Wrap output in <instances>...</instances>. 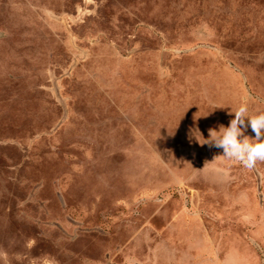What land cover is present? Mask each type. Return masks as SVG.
Returning a JSON list of instances; mask_svg holds the SVG:
<instances>
[{
  "label": "rangeland",
  "instance_id": "1",
  "mask_svg": "<svg viewBox=\"0 0 264 264\" xmlns=\"http://www.w3.org/2000/svg\"><path fill=\"white\" fill-rule=\"evenodd\" d=\"M242 102L264 0H0V264H264V161L195 138Z\"/></svg>",
  "mask_w": 264,
  "mask_h": 264
},
{
  "label": "clouds",
  "instance_id": "2",
  "mask_svg": "<svg viewBox=\"0 0 264 264\" xmlns=\"http://www.w3.org/2000/svg\"><path fill=\"white\" fill-rule=\"evenodd\" d=\"M234 116L227 126L221 125L218 130L209 129V136L200 144L209 148L222 150V155L230 161L239 163L246 169H254L258 162L264 161V112L249 114L247 102L236 108ZM250 127L254 137L245 135Z\"/></svg>",
  "mask_w": 264,
  "mask_h": 264
}]
</instances>
